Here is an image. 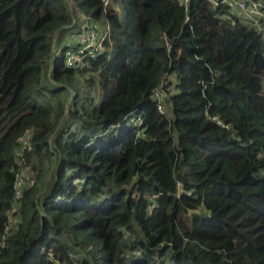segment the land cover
I'll return each mask as SVG.
<instances>
[{"label":"trees","instance_id":"1","mask_svg":"<svg viewBox=\"0 0 264 264\" xmlns=\"http://www.w3.org/2000/svg\"><path fill=\"white\" fill-rule=\"evenodd\" d=\"M75 8L110 37L69 69L68 3L0 0V264H264V34L206 0Z\"/></svg>","mask_w":264,"mask_h":264},{"label":"built area","instance_id":"2","mask_svg":"<svg viewBox=\"0 0 264 264\" xmlns=\"http://www.w3.org/2000/svg\"><path fill=\"white\" fill-rule=\"evenodd\" d=\"M185 8L190 0H177ZM213 8L221 5L225 6L226 13L222 17H237L242 22L255 27L259 32L264 34V0H206ZM106 7L110 4V0H101ZM188 20V16L185 17ZM110 26L106 23L104 27L98 25L97 22L89 21L84 29L74 33L66 44L64 51V66L69 69H79L83 66L87 57H96L104 52L105 41L109 40ZM264 83V81H263ZM155 97H158L156 94ZM161 110V105H158ZM139 121V120H137ZM27 138H20V146L18 153L23 154L27 147ZM23 164V163H22ZM15 172L14 180V200L9 211L10 222L12 221V213L19 205L22 198V189L26 186L25 176L22 169Z\"/></svg>","mask_w":264,"mask_h":264},{"label":"rangeland","instance_id":"3","mask_svg":"<svg viewBox=\"0 0 264 264\" xmlns=\"http://www.w3.org/2000/svg\"><path fill=\"white\" fill-rule=\"evenodd\" d=\"M65 2L68 3V7H69V10L71 12V15L74 16V17H77V22H78V26H79L78 30L84 29L86 23L90 21L89 18L87 17V15L84 14V13L79 12L78 10H76V8H75V0H65ZM113 6L116 9L119 17L122 20H124L125 19L124 5L121 4V3L120 4L115 3ZM105 24H106V22H105L104 18L101 17L99 19V21H98V25L101 26V27H104ZM78 30L74 29L73 31L75 33ZM62 36H63V43H65L66 40H67V37L69 36V34L65 33ZM44 82H45V80H44ZM47 83L49 84V86L52 85V84H55V82H52L50 79H48V80L46 79L45 84H47ZM68 92H70L69 89H68ZM95 93H96V95H95ZM86 94H87L88 98H90L91 96L94 97V95H95L94 100L96 102L99 101L100 93H99V90H98L97 86H90L89 89L87 90ZM63 95H66L65 91L63 92V94H61V97ZM67 95H68V93H67ZM67 95H66L65 99L63 100L64 101V109L67 108V106H68ZM64 117H65V115H64ZM134 117H135V114H131L130 118H134ZM28 170L29 169H27V171ZM27 176H30V175L27 174ZM50 180H51V174H46L45 175V179L42 180V181H38V180L36 181V177L33 175L31 181H33V183H35V185H34L32 191H31V195L32 194H33V196L35 195V199L37 200V202L39 201L40 198H43L44 194L48 191V188L50 187L49 186V182H50V185H51V181Z\"/></svg>","mask_w":264,"mask_h":264}]
</instances>
